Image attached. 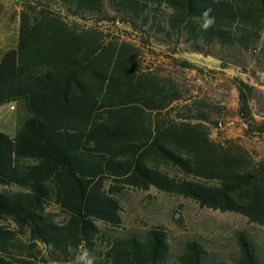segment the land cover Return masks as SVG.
Listing matches in <instances>:
<instances>
[{"label": "trees", "instance_id": "16d2710c", "mask_svg": "<svg viewBox=\"0 0 264 264\" xmlns=\"http://www.w3.org/2000/svg\"><path fill=\"white\" fill-rule=\"evenodd\" d=\"M55 1L68 16L119 20L140 38L183 44L222 68L264 67V0H108L112 14L104 0ZM206 10L214 18L207 30ZM104 35L44 6L18 13L15 45L0 55V105L20 101L25 110L12 135L0 130V264H83L85 252L93 264H230L195 240L172 255L160 226L104 229L120 223L113 194L125 185L153 186L264 224V158L237 138L212 140L203 112L150 120L151 112L175 108L174 81L141 68L134 42ZM234 85L243 134L264 135L249 106L254 86L239 78ZM161 162L184 176L160 170ZM236 242L233 264H264L243 232Z\"/></svg>", "mask_w": 264, "mask_h": 264}, {"label": "rangeland", "instance_id": "374dc122", "mask_svg": "<svg viewBox=\"0 0 264 264\" xmlns=\"http://www.w3.org/2000/svg\"><path fill=\"white\" fill-rule=\"evenodd\" d=\"M104 4L112 14L108 0H104ZM27 5L36 8L44 6L58 13L69 24L83 27L92 25L102 30L106 34L104 36L134 42L138 46L136 57L140 67L170 77L180 94L173 110L151 112L148 114L150 120H178L203 112L207 119L200 120L212 140L221 142L225 138H237L249 152L264 158V135L243 134L245 123L237 115V91L234 85L236 78H239L254 86L249 106L254 118L264 121V67L249 65L247 71L234 67L222 68L216 58L188 51L183 44L166 47L152 38L149 41L140 38L119 20H101L94 24L91 20L68 16L55 0H0V55L15 45L18 13ZM182 61L189 62L191 67L182 66ZM24 115L20 101L0 105V130L12 135ZM31 161L24 160L27 163ZM157 166L170 176H184L169 164L161 162ZM113 195L120 206L119 225L104 228L97 222L98 226L110 233H141L149 227L160 226L167 234L172 255L180 252L185 241L195 240L212 258L233 264L238 254L236 234L243 232L264 259V224L251 223L241 214L199 206L190 198L166 193L153 186L140 189L125 185ZM47 209L55 214L56 220L63 219L64 214L56 205L50 204ZM1 223L14 227L8 219H2Z\"/></svg>", "mask_w": 264, "mask_h": 264}, {"label": "clouds", "instance_id": "9594fccd", "mask_svg": "<svg viewBox=\"0 0 264 264\" xmlns=\"http://www.w3.org/2000/svg\"><path fill=\"white\" fill-rule=\"evenodd\" d=\"M211 10H206L202 15L204 17L202 28L207 30L214 23V18L210 17L209 13ZM79 260L83 262V264H93V258L89 257L88 252H85L82 256L79 257Z\"/></svg>", "mask_w": 264, "mask_h": 264}]
</instances>
